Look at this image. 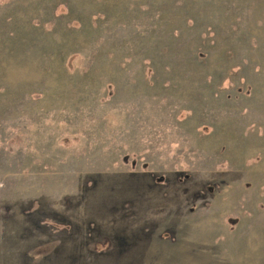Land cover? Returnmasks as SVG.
I'll return each instance as SVG.
<instances>
[{"label":"rangeland","instance_id":"1","mask_svg":"<svg viewBox=\"0 0 264 264\" xmlns=\"http://www.w3.org/2000/svg\"><path fill=\"white\" fill-rule=\"evenodd\" d=\"M0 264H264V0H0Z\"/></svg>","mask_w":264,"mask_h":264}]
</instances>
